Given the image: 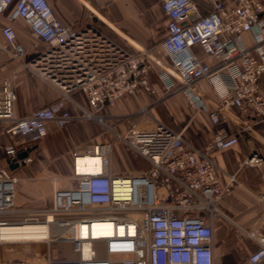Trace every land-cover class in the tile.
Masks as SVG:
<instances>
[{
    "label": "built area",
    "instance_id": "built-area-1",
    "mask_svg": "<svg viewBox=\"0 0 264 264\" xmlns=\"http://www.w3.org/2000/svg\"><path fill=\"white\" fill-rule=\"evenodd\" d=\"M208 1L211 9L200 14L193 0H159L168 18L162 48L170 63L163 66L147 49L126 50L91 25L74 29L62 24L47 0H0V13L14 2L9 21L21 18L45 46L26 62L28 50L17 41L14 27L4 24L1 32L12 58L58 93L55 101L16 118L13 80L0 82V146L3 137L8 140L3 147L6 166L0 168V228L42 224L43 239L28 242L70 247L56 258L48 252L50 257L42 264H214L211 219L238 182L235 175L221 180L210 153L233 148L238 135L218 130L206 145L196 148L183 139L182 131L160 122L150 129L132 126L122 134L108 124V110L118 100L138 90L154 93L149 76L158 65L162 98L182 93L192 108L208 112L213 125H219L226 118L225 110L233 107L264 126V97L259 90L264 74V0ZM246 33L251 34V45L244 39ZM194 46L213 63L200 62L191 51ZM201 82L223 90L212 110L197 95ZM75 92L86 97V106L74 100ZM82 120L106 127L149 168L131 176L111 174L108 157L113 142L105 139L71 152L74 185L67 190L54 188L49 207L17 208V179L8 166L31 162L29 156L17 159L27 152L21 141L40 142L50 125L62 130ZM85 155L101 158L98 173L78 171L77 160ZM261 162L252 155L244 164ZM260 199L264 204V193ZM197 213H204L206 220ZM95 224L110 225V233L94 235ZM250 236L258 248L247 264H261L264 236Z\"/></svg>",
    "mask_w": 264,
    "mask_h": 264
},
{
    "label": "crops",
    "instance_id": "crops-1",
    "mask_svg": "<svg viewBox=\"0 0 264 264\" xmlns=\"http://www.w3.org/2000/svg\"><path fill=\"white\" fill-rule=\"evenodd\" d=\"M47 1L53 14L62 24L74 29L91 25L118 43L120 47L130 51L147 49L160 64L169 65V58L162 48V40L167 34L168 18L159 0ZM193 1L200 14H206L211 9V2L208 0ZM214 1L226 3L231 0ZM13 9L14 2L0 13V82L12 78L17 96L14 113L16 118H21L55 101L58 93L24 69L21 62L12 58L1 32L2 26L7 23L14 27L20 45L28 50L26 62L32 60L45 48L21 18L9 21ZM244 39L247 45H251V34H244ZM191 51L200 62L213 63V60L198 46L192 47ZM159 72L160 67L154 65L149 76L154 93L138 90L134 96L118 100L108 110L110 118L108 124L112 130L122 134L132 126L150 129L160 122L182 131L183 139L196 148L206 145L218 130L238 135L239 141L233 148L210 153L220 169L221 180L226 179V175H235L238 182L231 195L221 199L219 213L213 215L211 219L213 262L214 264H247L248 257L258 248V243L250 234L260 233L264 236V204L260 199V194L264 193V126L254 122L251 116L245 115L240 109L233 107L225 110L226 118L219 125H213L209 121L208 112L192 108L182 93L162 98L164 89L157 77ZM259 90L264 97V74L259 78ZM196 92L205 101L208 110L214 109L216 95L223 94L222 88L213 90L205 82L197 85ZM72 97L80 105L86 106V97L80 92L73 93ZM69 108L71 109L70 105ZM2 125L0 123V129ZM81 125L80 122H75L62 130L50 125L44 140L37 143L29 140L21 141L27 147L31 162L16 168L13 172V176L17 179L15 185L17 208L45 209L51 204L54 188L67 190L73 187L74 184L70 181L72 160L69 154L78 148H75L76 143L79 142L81 145V142L90 136ZM242 129L247 130L242 131ZM59 131L72 134L65 138L58 134ZM100 137L95 139L99 140ZM105 139L106 137L102 135L101 140ZM1 140L0 168H3L6 166L3 147L8 140L5 137ZM68 148L73 150L69 151ZM252 155H257L262 160L259 166L244 164ZM134 157L139 160L135 161L136 169L133 168L132 175L143 172V167L147 164L143 159ZM83 163L90 170H98L97 161L91 157ZM60 165L63 166V170ZM108 170L114 175L120 173L117 170L111 171L110 162ZM53 176L63 178L52 185L50 178ZM196 215L206 220L204 213ZM29 235L28 238L20 239H40L43 236L35 230ZM49 257L43 247L30 242H0V264L43 263ZM261 264H264V261Z\"/></svg>",
    "mask_w": 264,
    "mask_h": 264
},
{
    "label": "rangeland",
    "instance_id": "rangeland-1",
    "mask_svg": "<svg viewBox=\"0 0 264 264\" xmlns=\"http://www.w3.org/2000/svg\"><path fill=\"white\" fill-rule=\"evenodd\" d=\"M80 124H82L81 126L84 127L87 130V132L90 134V136H88L86 140L82 141L81 145H80L79 142L76 143L75 148H77V147L78 148L75 151H77V150L84 151V150L87 149L88 146L94 145L97 142H102L103 140H101V139H102V135H103V136L106 137V139H108V140L113 142L112 153L108 157V161L110 162L111 171L112 172H116L115 170H117L118 173L120 172L119 175L131 176L132 173H133V168L136 169V167L134 166L135 163H136L135 161H138L139 159L135 158L132 153L127 151L125 149V147L120 142L116 141L113 138V135L107 133L108 131H107L106 127H103V126L99 125L97 122L91 121V120H82V121H80ZM86 130H84V135L85 136H86ZM70 133L71 132L61 131L58 134L60 136L63 135L65 138H67ZM99 136H101L100 139L96 140L95 138L99 137ZM63 146H66V145L63 144ZM68 146H69V143H68ZM80 146H81V149H80ZM72 148H74V147H72ZM71 150H73V149H69V151H71ZM69 155H70V159H71V153ZM60 167L63 170V166L60 165ZM60 167L58 166V168L61 170ZM143 168H144V171L147 170L149 168L148 163ZM61 178H63V177H60V176L51 177L50 180L52 182V185L54 184V182L56 184L57 180L59 181ZM53 180H55V181H53ZM52 189H53V186H52ZM19 242L27 243L28 241H19ZM30 243H33L34 245H38V246L43 247V249L46 251V253L51 252L52 253V258L57 256L58 252H63L64 254H67V252H69V250H70V247L67 246V245H51L50 247H47L42 242H37V243L36 242L35 243L34 242H30ZM98 249H99L98 247L95 248L96 251ZM67 256L68 255H66V257ZM38 264H42V263H38Z\"/></svg>",
    "mask_w": 264,
    "mask_h": 264
},
{
    "label": "bare ground",
    "instance_id": "bare-ground-1",
    "mask_svg": "<svg viewBox=\"0 0 264 264\" xmlns=\"http://www.w3.org/2000/svg\"><path fill=\"white\" fill-rule=\"evenodd\" d=\"M88 157L93 158L95 161H97L96 166L98 170H90L87 168L86 164L83 162L88 159ZM77 168L78 171L81 172H89V173H98L101 170V158L97 156H90V155H85L81 157L80 159L77 160ZM107 229V232H99L100 229ZM110 225H105V224H95L93 226L94 229V235H99L102 233H110ZM37 231L38 234H43L42 238L43 239L45 233V227L41 225H23V226H18V227H6V228H0V242H18V241H31V240H39V239H20V238H28L30 237V232ZM36 234V233H35ZM32 236V235H31ZM39 236V235H38ZM98 237V236H96ZM19 239V240H15ZM85 251H87V246H85Z\"/></svg>",
    "mask_w": 264,
    "mask_h": 264
},
{
    "label": "water",
    "instance_id": "water-1",
    "mask_svg": "<svg viewBox=\"0 0 264 264\" xmlns=\"http://www.w3.org/2000/svg\"><path fill=\"white\" fill-rule=\"evenodd\" d=\"M28 156V151L27 152H23V153H20L18 156H17V159L18 160H23L24 158H26ZM9 169L10 170H15L17 168V165L16 164H10L9 166Z\"/></svg>",
    "mask_w": 264,
    "mask_h": 264
}]
</instances>
